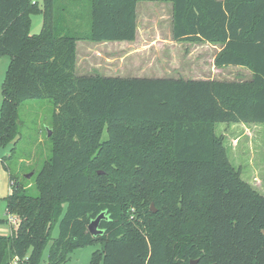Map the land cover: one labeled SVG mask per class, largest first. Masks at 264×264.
<instances>
[{
	"label": "trees",
	"instance_id": "16d2710c",
	"mask_svg": "<svg viewBox=\"0 0 264 264\" xmlns=\"http://www.w3.org/2000/svg\"><path fill=\"white\" fill-rule=\"evenodd\" d=\"M65 1L0 0V57L10 56L0 149L19 139L23 102L54 105L36 194L1 160L4 211L18 222L0 234V264H39L49 240L47 264L96 240L89 264H264V195L215 132L219 122L264 124V0H145L171 3L173 40L222 44L214 65L249 68L243 80L77 75L76 42L133 41L144 0H90L86 33ZM34 13L42 26L32 34ZM101 212L103 233L91 235Z\"/></svg>",
	"mask_w": 264,
	"mask_h": 264
},
{
	"label": "rangeland",
	"instance_id": "374dc122",
	"mask_svg": "<svg viewBox=\"0 0 264 264\" xmlns=\"http://www.w3.org/2000/svg\"><path fill=\"white\" fill-rule=\"evenodd\" d=\"M34 1L42 6L43 0ZM69 2H73L70 6L72 12L79 16L76 30L81 33L88 32L91 23L90 0H66L64 3ZM136 10L138 33L134 42L127 44V40L91 41L96 43L93 45L98 47L99 52H93L92 58L80 56L81 69L84 72L100 75H149L218 80H243L252 76L251 70L244 66L216 67L212 57L213 48L208 45L173 40L170 2L139 1ZM57 14L67 15L63 8L59 9ZM41 26V13L32 14L29 32L38 33ZM9 60L10 56L7 54L0 57V110L1 87ZM53 111L54 105L47 99L27 100L19 106L21 131L19 139L16 143L0 149V218L12 215H6L4 211V198L10 192V187L8 171L1 160H4L18 181H24L25 178L31 185L30 192L36 194L35 172L50 156L51 142L47 132L51 127ZM215 132L222 135L230 161L241 169V178L264 195V124L219 122L215 124ZM105 136L106 131L103 132V137ZM14 229L15 226L8 221L0 223L2 235L12 234ZM57 234L58 228L55 227L52 236L55 237ZM50 243L51 240L46 244L39 264H47ZM101 248L102 243L99 240L76 247L68 253L69 260L65 264H89L93 252Z\"/></svg>",
	"mask_w": 264,
	"mask_h": 264
},
{
	"label": "crops",
	"instance_id": "0c3cea01",
	"mask_svg": "<svg viewBox=\"0 0 264 264\" xmlns=\"http://www.w3.org/2000/svg\"><path fill=\"white\" fill-rule=\"evenodd\" d=\"M160 4H163V3H160ZM137 5V4H136ZM136 13H137V10H136ZM137 30H136V36H135V39L137 38ZM130 42L132 41H128L127 44H130ZM134 42V40H133ZM93 44H96V43H92L91 41H84V40H78L76 42V56H77V59H76V65H75V73L77 75H84V74H91V72H84L82 69H81V59H80V56L81 55H86L88 58H92V54L93 52H99V49H97L98 47L93 45ZM201 44H204V45H208L210 47L213 48V52H212V57L214 59L215 55L221 50L222 48V44L220 43H210V42H201ZM110 54V53H107V55ZM91 70V68H89ZM119 76H123V75H119ZM138 76H145V75H138ZM148 77H152V76H149ZM156 77V76H155ZM158 77H162V76H158ZM8 180H9V175H8ZM10 187V186H9ZM10 191V190H9ZM9 194V193H8Z\"/></svg>",
	"mask_w": 264,
	"mask_h": 264
},
{
	"label": "water",
	"instance_id": "95a60500",
	"mask_svg": "<svg viewBox=\"0 0 264 264\" xmlns=\"http://www.w3.org/2000/svg\"><path fill=\"white\" fill-rule=\"evenodd\" d=\"M51 131L48 130L47 134L48 136L50 135ZM100 173V171L98 172ZM150 208L152 209V211L154 212L156 209L154 208L153 203L150 204ZM105 217L104 213L101 212L99 215H97L94 219H92L88 226H87V231L91 234V235H98L103 233V230H101L98 226H99V222L101 221V219ZM190 264H197V260H191Z\"/></svg>",
	"mask_w": 264,
	"mask_h": 264
},
{
	"label": "built area",
	"instance_id": "2783aa9c",
	"mask_svg": "<svg viewBox=\"0 0 264 264\" xmlns=\"http://www.w3.org/2000/svg\"><path fill=\"white\" fill-rule=\"evenodd\" d=\"M8 222L12 225V226H15L16 223L18 222V219L15 215H10L8 216Z\"/></svg>",
	"mask_w": 264,
	"mask_h": 264
}]
</instances>
